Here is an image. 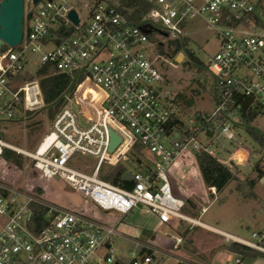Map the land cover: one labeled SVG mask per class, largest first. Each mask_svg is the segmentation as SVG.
Returning <instances> with one entry per match:
<instances>
[{
	"label": "built area",
	"instance_id": "1",
	"mask_svg": "<svg viewBox=\"0 0 264 264\" xmlns=\"http://www.w3.org/2000/svg\"><path fill=\"white\" fill-rule=\"evenodd\" d=\"M145 2L148 11L135 22L107 1L25 0L22 41L0 52V121L15 122L44 105L38 81L24 80L25 67L34 64L31 57L37 58V71L49 66L70 76L73 94L64 96L50 132L31 155L35 171L46 183L63 180L96 208L120 218L103 224L0 180V264H162L149 242L128 239L134 245L129 261L115 254L123 219L142 207L162 225L194 223L183 213L177 165L197 164L202 152L231 172L233 164H249L253 153L239 144L238 130L251 115L264 116V0ZM71 11L78 25L69 18ZM194 18H202L219 43L208 63L215 109L187 115L179 94L169 92L162 47L174 53V43L188 38L186 25ZM183 53L176 54V62ZM112 134L120 139L113 150ZM226 143L240 146L230 150ZM4 148L11 146L0 141V154ZM77 153L98 161L91 175L69 167ZM131 159L139 169L129 170L131 180L128 172L124 176L130 188L100 178L104 165ZM40 209L45 214L37 219ZM251 236L252 241L224 235L264 253V227ZM181 244L174 238L173 250ZM176 262L201 264L183 257Z\"/></svg>",
	"mask_w": 264,
	"mask_h": 264
},
{
	"label": "rangeland",
	"instance_id": "2",
	"mask_svg": "<svg viewBox=\"0 0 264 264\" xmlns=\"http://www.w3.org/2000/svg\"><path fill=\"white\" fill-rule=\"evenodd\" d=\"M103 1L120 5V0ZM81 15L84 16V12ZM185 33L188 37L189 49L195 53L203 66L200 69L193 66L187 67L185 64L188 59L185 53L182 56L178 55L180 58L177 57L176 62V55L171 51V47L167 49L166 46H163L162 52L168 61L164 64L162 71L167 78L169 92L184 95L187 102L180 100V104L186 110L187 115L197 112L209 113L215 109V103L213 98L214 76L209 72L208 63L217 53L219 43L215 31L202 18L190 20L186 25ZM31 60L34 61V64L25 67V71L29 74L24 80L28 82L33 81L37 76V58L33 56ZM54 118H51L49 108L43 105L32 113L21 114L15 122L0 121V141L29 153L20 152L12 147L7 148L18 155L14 158L17 164H20L19 166L15 162H7L0 154V180L6 181L14 188L30 190L43 200L59 207L83 212L103 224H113L118 221V217L106 214L96 208L63 180L55 178L46 183L35 171V162L31 155L35 153L44 136L50 132ZM184 121L185 124H188L186 117ZM38 122L41 123L39 126ZM251 127L264 133V116L257 118ZM200 141L206 143L205 137L201 136ZM238 142L253 155L249 164H233L232 173L236 180L223 192L218 193L215 189L211 190L200 179L198 181L192 170L195 164L180 165L185 166L186 172L192 170L190 175L191 197L187 201L183 213L192 216V219L199 218L202 223L209 226L252 241V232L264 227V178L259 177V172L256 171L257 165L264 171V149L261 150V146L247 133L244 127L238 130ZM239 144L226 143L225 145L232 150L233 146L236 148L240 146ZM97 162L92 157L77 153L69 163V167L91 175ZM129 164H131L130 170L137 171L139 169L135 160L131 159ZM110 169L109 166L104 165L100 178L105 180ZM249 181L255 182L253 189L247 187ZM204 209L207 211L200 216ZM120 227L146 230L142 238L159 248L160 252L156 257L164 260L162 264H177L175 257L179 255L184 256L183 258H191L201 264H212L211 259L214 254L233 242L227 241L224 236L221 237L222 235L220 236L196 223L180 222L173 227L157 228L142 207L127 216L119 229ZM173 236H184L181 249L177 253L173 250ZM133 247L134 245L124 238L113 243L115 254L124 261L130 260V252ZM253 262L254 260L246 261L247 264Z\"/></svg>",
	"mask_w": 264,
	"mask_h": 264
},
{
	"label": "trees",
	"instance_id": "3",
	"mask_svg": "<svg viewBox=\"0 0 264 264\" xmlns=\"http://www.w3.org/2000/svg\"><path fill=\"white\" fill-rule=\"evenodd\" d=\"M101 1L103 0H99L98 2ZM119 8L126 16H129L135 22H139L148 11V6L145 0H120ZM188 42V39H184L182 42H175L174 55L183 51L188 59L185 65L187 67L193 66L200 69L203 64L196 57L195 53L189 49ZM36 75L35 79L39 83L43 103L49 108L51 118H54L57 112L65 104L64 96L66 94H73L75 89V85L73 84L74 80L68 75L55 74L53 72V68L49 66L40 68L36 72ZM178 99L187 102L183 94L178 95ZM32 112L33 111H29L28 113ZM254 121L255 115H251L247 120H245L244 127L247 133L264 149V134L260 130L251 127V124ZM40 124L41 123L38 122V126ZM2 156L7 162H15L16 165H20L17 164L16 159L14 158V156H18L14 151L4 148ZM197 164L205 186L209 189H215L218 193L223 192L233 181L236 180V177L227 166L219 163L215 158L207 153L202 152L197 154ZM130 165L131 164H119L116 167L111 168L107 176H105V180L116 186L130 188L132 184L124 180L125 174L130 170ZM256 171L259 172V177L264 178V171L258 165L256 166ZM247 185V187L253 189L255 187V182L249 181ZM44 214L45 210L40 209V211L37 212V219L43 218ZM225 249L232 253L236 259H239L241 262L256 260L264 257V253L238 242L230 243L225 247Z\"/></svg>",
	"mask_w": 264,
	"mask_h": 264
},
{
	"label": "crops",
	"instance_id": "4",
	"mask_svg": "<svg viewBox=\"0 0 264 264\" xmlns=\"http://www.w3.org/2000/svg\"><path fill=\"white\" fill-rule=\"evenodd\" d=\"M14 148H16V147H14ZM192 170L194 172V175H195L196 179L198 181L201 180L203 182L202 177H201V173H200V170H199V167H198V164H195L194 167H192ZM190 175H191V170H189L188 172H186L185 166H180L178 164L177 167L174 169V178L176 179V181H178V184H180V185L182 184V187L184 189L183 190V193H184V195H186V196H184L185 199H186V202L191 197V195H190V193H191L190 192L191 191V187H190V179H191V176ZM206 211L207 210L204 209L203 212L200 214V216L203 215V213H205ZM113 215L116 216V217H118V220H119L120 217L118 215H116V214H113ZM149 216L151 217V222L153 224H156L157 228H159V227H166V226L167 227H173V226H175V225H162L161 223L158 222V220L156 218H154L151 215H149ZM188 217L191 220H193V221H196V222L198 221L199 222L198 225L203 226V227H205V228H207L209 230H212V231L218 233L220 236L222 235L221 237H223L224 235H229V236L237 237V236H235L233 234H230V233H228L226 231H223V230H221L219 228H216V227L211 226V225L209 226V225H207L205 223H202V221L199 218L198 219H192V216H189V215H188ZM122 223H123V221L118 225L117 228L120 231V233L122 234V236H123L124 239H126L127 241H129L128 239H130V240H137V241H141V242H148L146 240H143V238H142L145 235L146 230L142 231L141 228H133V227H131V228L120 227V229H119V226ZM147 229H149V228H147ZM174 238H181V239H183L182 237H179V236H173V245H174ZM181 246H182V244H181ZM181 246H180V249H181ZM154 247L157 249V251L159 253L160 252L159 248H157L155 245H154ZM180 249H179V251H180ZM164 253H166V251H164ZM177 257H184V256H182V255L176 256L175 257V260H176ZM187 259L192 260L191 258H187ZM211 262H212V264H237L236 263V257L232 253L228 252L225 248H222L219 251H217L214 254V256L212 257ZM240 264H247V263L245 261V262H241ZM252 264H264V257H261L259 259L254 260V262Z\"/></svg>",
	"mask_w": 264,
	"mask_h": 264
},
{
	"label": "water",
	"instance_id": "5",
	"mask_svg": "<svg viewBox=\"0 0 264 264\" xmlns=\"http://www.w3.org/2000/svg\"><path fill=\"white\" fill-rule=\"evenodd\" d=\"M39 0H34L37 3ZM25 0H1L0 1V52H6L9 47H17L23 38V22L25 17ZM71 21L78 25L79 19L75 11L69 14ZM77 111L75 104H72ZM81 123H83L81 119ZM120 139L112 134L113 150L119 143ZM132 172L129 171L126 180H131ZM212 190V189H211Z\"/></svg>",
	"mask_w": 264,
	"mask_h": 264
},
{
	"label": "bare ground",
	"instance_id": "6",
	"mask_svg": "<svg viewBox=\"0 0 264 264\" xmlns=\"http://www.w3.org/2000/svg\"><path fill=\"white\" fill-rule=\"evenodd\" d=\"M3 144H5V145H8V144H6V143H4L3 142ZM8 146H10V145H8ZM12 147V146H11ZM12 148H14V147H12ZM15 149H17L18 151H20V152H23V153H26V154H29L28 152H26V151H23V150H21V149H19V148H15ZM43 149V148H42ZM193 221V220H192ZM194 223H196V224H199V222H196V221H193Z\"/></svg>",
	"mask_w": 264,
	"mask_h": 264
}]
</instances>
